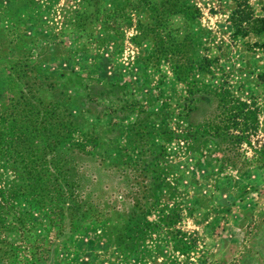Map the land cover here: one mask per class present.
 I'll return each instance as SVG.
<instances>
[{
  "label": "rangeland",
  "instance_id": "1",
  "mask_svg": "<svg viewBox=\"0 0 264 264\" xmlns=\"http://www.w3.org/2000/svg\"><path fill=\"white\" fill-rule=\"evenodd\" d=\"M190 2L199 10L197 20L168 26L164 33L181 36L188 29L193 39L188 54L205 59L203 71L193 75L198 86L223 87L259 105L258 127L249 137L250 145L242 148L249 165L221 167V154L211 142L197 151L186 149L179 138L166 143L174 165L175 189L168 201L179 208L181 219L170 228L172 235L157 229L135 245L124 240L129 245L125 248L116 238L122 231L120 224L133 208L136 186L131 175L122 170L124 164H120L128 160L132 147L118 128L128 125L134 114L124 120L118 117L117 127L103 126L102 115L97 129L104 139L99 146L103 160L78 156L76 165L85 193L90 192L93 200L102 202L109 214L104 217L103 213L96 221H83L74 232L67 226L70 218L65 215L63 235L56 240V228H49L50 221L36 210L32 221H40L41 226H29L28 231H17L15 226L0 229V264H264V33L236 32L229 21L234 0ZM122 4L123 0H99L98 8L108 13ZM249 4L255 16L264 17V0H249ZM30 5L25 11L20 0H0V113L22 87L14 80L13 69L27 50V69L33 68L29 75H46L50 83L69 94L79 88L80 76H93L101 87L123 84L125 89L117 88L113 96L99 100L97 109L102 111L109 100L120 105L122 97L158 110L162 103L156 97L157 81L161 79L164 83L160 88L170 95L167 123L171 128H186L213 112L215 100L205 96L193 104L187 118L177 116L185 102V86L173 84L168 63L162 64V72L145 65L143 58L150 41L143 30L137 33V16L129 8L125 16L108 23H103V14L95 21L79 23L86 0H33ZM130 15L132 21L127 19ZM134 35L138 37L133 40ZM50 83L40 93L44 100L53 97ZM102 90L95 87L93 95ZM4 125L0 126L1 135L5 133ZM114 145L118 146L112 148ZM2 149L0 144V189L6 190L15 184L17 174L2 157ZM147 219L154 221L156 217ZM179 235L188 244L185 250L176 246ZM53 239L58 245L48 244Z\"/></svg>",
  "mask_w": 264,
  "mask_h": 264
},
{
  "label": "trees",
  "instance_id": "2",
  "mask_svg": "<svg viewBox=\"0 0 264 264\" xmlns=\"http://www.w3.org/2000/svg\"><path fill=\"white\" fill-rule=\"evenodd\" d=\"M20 1L25 11L33 2ZM123 1L120 7L114 6L105 13L104 9L98 8L99 0H86V7L78 21H95L103 14V23H108L112 18L125 16L128 8L130 12H135L137 33L143 30L150 41L148 54L143 58L145 65L162 72L160 67L164 62L168 63L173 84L185 86V102L181 103L177 116L187 118L193 104L205 96L215 100L213 112L198 123L188 124L186 128H171L167 123L171 112L167 109L170 95L160 88V84L164 83L161 79L157 81L159 90L156 97L162 103L158 110H149L137 99L122 97L120 105H114L109 100L102 111L97 109L99 100L113 96L112 92L117 88L125 89L123 84L110 83L107 87H101L95 83L97 81L93 76H80L81 81L77 83L79 88L69 94L57 84L50 83L46 75L42 78L40 74L29 75L28 72L33 70L31 66L27 69L29 50L23 51V57L15 61L13 69L14 80L19 81L22 87L17 96L10 98L7 109L0 113V126L3 123L7 125L5 133H0V144L4 147L2 157L17 174L12 188L0 189V229L15 226L17 231H28L29 226H41L40 221H32L33 212L39 210L50 221L49 228H56V240H60L65 215L70 218L67 226L74 232L83 221H96L101 219L103 213L104 217L109 214L102 202L96 198L93 200L90 192L85 193L83 177L76 165L78 156H91L99 162L103 160L99 146L104 139L97 129L102 115L103 126L117 127L119 124L115 121L118 117L124 120L134 114L128 125L118 128L125 133L128 145L132 147L127 155L129 161L126 159L120 164H124L122 170L131 175L136 186L133 208L120 224L122 231L117 233L116 238L118 244H123L125 248L129 245L126 246L124 240L135 245L148 232L155 233L157 229L172 235L170 228L181 219L179 208L168 201L175 189L174 165L166 150V143L179 138L186 149L197 151L211 142L221 154V167L249 165L250 160L244 156L242 148L244 144L250 145L249 137L258 127L259 105L255 100L234 96L223 87L202 89L204 87L198 86L193 75L196 71H203L205 59H194L188 54L193 40L188 29L181 36L164 33L168 26L194 23L200 15L197 7L190 0ZM234 2L235 8L229 21L236 32L240 35L264 33V17L253 14L249 0ZM127 19L130 20L131 15ZM137 37L134 35L132 39ZM44 80L47 82L44 83ZM49 83L53 97L44 100L40 93ZM95 87L103 90L93 95ZM109 140L112 141L111 138ZM115 146L118 145L112 148ZM23 204L26 205L24 208ZM151 215L156 220L149 221L147 218ZM56 240L48 244L58 245ZM175 240L177 247L182 246V250L188 248L182 236ZM2 254L7 253L3 251Z\"/></svg>",
  "mask_w": 264,
  "mask_h": 264
}]
</instances>
